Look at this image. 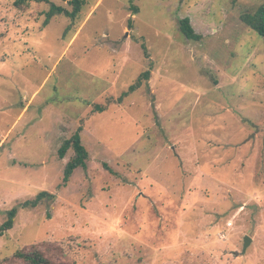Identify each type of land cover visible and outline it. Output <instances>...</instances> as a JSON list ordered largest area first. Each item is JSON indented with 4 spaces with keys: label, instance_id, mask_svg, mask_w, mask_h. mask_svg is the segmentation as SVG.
Returning <instances> with one entry per match:
<instances>
[{
    "label": "rangeland",
    "instance_id": "rangeland-1",
    "mask_svg": "<svg viewBox=\"0 0 264 264\" xmlns=\"http://www.w3.org/2000/svg\"><path fill=\"white\" fill-rule=\"evenodd\" d=\"M69 1L0 0V225L18 206L0 264L32 245L61 264H264V38L239 18L264 0H84L44 23ZM78 128L87 168L64 184Z\"/></svg>",
    "mask_w": 264,
    "mask_h": 264
},
{
    "label": "trees",
    "instance_id": "trees-1",
    "mask_svg": "<svg viewBox=\"0 0 264 264\" xmlns=\"http://www.w3.org/2000/svg\"><path fill=\"white\" fill-rule=\"evenodd\" d=\"M31 0H16V5H24L28 4ZM39 1V0H35ZM70 4L73 5L72 10H68L61 6L51 5L50 11L47 12L46 19L44 21L47 24L52 16L55 14H64L67 17L74 18L75 13L78 12L84 0H70ZM135 11L134 13H136ZM240 20L250 27L251 29L255 30L261 37L264 38V2L257 6L252 11H245L242 12L239 16ZM179 29L181 33L185 36V38L189 40L198 41L201 38V35L196 33L193 27L190 24V19L188 17L179 19ZM150 77V72L145 71L143 72L136 80L134 84H132L129 88L128 92H131L138 88L141 85L142 80H147ZM128 92L123 93V95L119 98L121 101L123 96L127 95ZM96 109L98 111H103L104 107L101 105H97ZM81 128H78L75 133L71 135L70 138L64 140L61 146L58 149V155L60 158H63L66 152L69 149H72L73 155L66 163L64 167V176L63 182L66 184L69 181L70 176L72 175L73 171L77 168L86 169L87 168V160L89 159V154L86 148L83 146L81 142ZM104 168L108 171L111 169L104 164ZM52 199L54 195L48 191H40L33 199H29L24 201L20 204V207L23 208H34L37 207L41 201L44 199ZM18 211V206L11 208L10 210L6 211V219L0 225V237L7 231L13 227L14 219L16 217ZM14 259H17L22 262V264H61L55 263L49 257L45 255V253L37 246L32 245L28 248L17 250L14 255ZM75 264V263H71Z\"/></svg>",
    "mask_w": 264,
    "mask_h": 264
},
{
    "label": "water",
    "instance_id": "water-1",
    "mask_svg": "<svg viewBox=\"0 0 264 264\" xmlns=\"http://www.w3.org/2000/svg\"><path fill=\"white\" fill-rule=\"evenodd\" d=\"M249 241H250V238L248 236H246L244 239L243 251H245L247 245L249 244Z\"/></svg>",
    "mask_w": 264,
    "mask_h": 264
}]
</instances>
